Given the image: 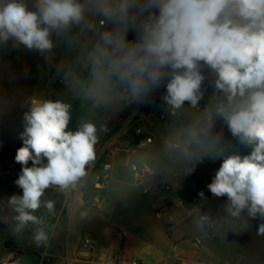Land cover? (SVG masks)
Segmentation results:
<instances>
[{
  "label": "clouds",
  "instance_id": "obj_1",
  "mask_svg": "<svg viewBox=\"0 0 264 264\" xmlns=\"http://www.w3.org/2000/svg\"><path fill=\"white\" fill-rule=\"evenodd\" d=\"M9 42L54 65L69 98L39 93L26 104L15 156L22 195L0 200V218L11 215L15 233L35 226L33 242L46 251L50 234L37 213L55 212L47 190L86 183L107 131L98 119L165 86L170 120L159 155L184 175L205 159L222 161L207 188L226 201L216 215L202 213L197 228L241 221L246 230L260 220L256 232L264 235V0H0V48ZM206 79L214 90L201 106ZM71 100L80 102L74 131ZM217 120L231 140L216 130ZM150 161L142 155L135 167Z\"/></svg>",
  "mask_w": 264,
  "mask_h": 264
},
{
  "label": "crops",
  "instance_id": "obj_2",
  "mask_svg": "<svg viewBox=\"0 0 264 264\" xmlns=\"http://www.w3.org/2000/svg\"><path fill=\"white\" fill-rule=\"evenodd\" d=\"M130 33L129 31L128 36ZM59 59L60 53L57 52V60ZM24 63L30 66L29 73L24 72L28 77L25 79L24 75L16 78L0 68V130L3 143L9 150L6 158L12 161H15L14 151L17 152L23 146L19 138L21 131L16 124L21 118L22 109L27 108L29 98L43 93L46 98L56 100L57 94L66 92V89L53 87L54 65H49L38 52L29 51L23 46L15 49L11 42L0 48V65ZM152 94L162 99L166 94L165 86H160ZM62 98L69 99L66 95H62ZM131 103L109 109L105 116L119 113L123 109L128 112ZM166 125L155 120L137 124L132 127V131L122 134L110 150L109 178L112 177L120 185H123V181L114 177L117 176L116 171L112 176L113 167H120L121 162L130 158L133 159L131 165L142 155L151 157V161L145 165L152 171L144 185L146 188H132L138 195L141 193L147 196L142 208L134 201L131 188H106L107 183L101 190L103 206L100 198V203L94 210L85 206L83 190L78 198L73 190H47V198L56 201L55 212L49 215L46 210L41 209L37 215L45 218L42 228L50 234L51 246L47 249L48 252L70 256L72 264H130L133 260L139 264H264V235L253 232L255 224L262 221L249 220L251 228L246 229L243 234L232 232L224 235L214 225L211 227V235H207L197 228L196 221L202 213L216 215L222 211L226 201V197H213L207 188L219 166L215 167L214 161L206 159V165L197 163L194 171L184 175L182 166L159 155L161 136H164ZM109 129L104 132L102 142ZM142 133H149L146 137H150L151 142L137 147L138 142L146 138L141 137ZM132 147L144 150L133 151ZM28 166H31L30 161ZM154 166L162 172L154 175ZM9 173L0 171V174L7 176L6 184L3 185L7 194L22 195V189L14 181L18 178ZM164 185L168 188H161ZM201 191L206 199L199 196ZM10 217L11 215L7 216L8 221ZM34 230L35 226L26 228L24 232L27 237L22 241L12 245L2 243L0 259L4 250L10 248L28 251L43 249L36 247L33 242ZM201 235L202 246L194 248L192 240ZM82 236L94 240L96 246L92 252L78 248ZM117 254L122 255V261H115ZM257 257L261 260L258 261Z\"/></svg>",
  "mask_w": 264,
  "mask_h": 264
},
{
  "label": "built area",
  "instance_id": "obj_3",
  "mask_svg": "<svg viewBox=\"0 0 264 264\" xmlns=\"http://www.w3.org/2000/svg\"><path fill=\"white\" fill-rule=\"evenodd\" d=\"M130 35L128 36L129 40L136 39V32L130 31ZM204 74L206 76L209 75V70H205ZM202 87L206 89L204 99H202L201 106H204L209 96L213 92V87L210 85L209 80H205ZM167 106L164 104L163 99L157 98L155 95L151 94L149 98L143 100L140 103L132 102L129 105L128 112L125 116L119 119L120 124L117 126V128L112 129L110 128L106 134V138H104L101 149L98 155V158L103 157V165L100 168V171L95 176V179L92 183L93 190L95 191H101L105 182L109 179L110 171H111V163L109 161L110 159V151H108L109 148H111L116 140L127 130L132 128L133 126L143 123V122H151L152 120H155L157 123L166 125L170 117L166 111ZM217 124L221 127L227 128L226 125L222 123V121L217 120ZM151 138L146 137L143 141L138 142L137 147L142 146L144 143H150ZM206 159L203 162H200L198 164L200 165H206ZM20 165V164H19ZM16 162L9 161L8 159H5L2 164L1 168L10 169L19 166ZM130 173L132 175L133 181L136 185L141 186L143 182L146 180L147 177H149L152 174V171L149 167L143 166L140 168L135 167V164L130 165ZM11 173H17V169H14ZM18 174V173H17ZM53 192H59L56 189H50ZM82 188H78L73 190L75 193L76 198H78L80 195H82ZM144 193H147L146 190H144ZM92 203L96 206L100 203V196L98 193L93 195ZM42 216V215H41ZM43 217V216H42ZM44 223L41 225L43 227L45 225V218ZM208 229V228H206ZM211 229V227L209 228ZM203 234H206L205 230H202ZM192 246L194 248L199 249L202 246V240L197 237L194 238L191 242ZM95 242L92 238L88 236H82L78 242V248L86 250L88 252H92L95 249ZM175 245L173 246V249H175ZM30 256L31 260H29L28 264H72V259L70 256H60L54 253H50L45 249H40L36 251H28V250H21V249H15L10 248L6 249L3 252V255L0 259V264H22L21 261L23 259V256ZM116 262L122 261V255L117 254L114 257ZM130 264H139L136 260H133L130 262Z\"/></svg>",
  "mask_w": 264,
  "mask_h": 264
},
{
  "label": "rangeland",
  "instance_id": "obj_4",
  "mask_svg": "<svg viewBox=\"0 0 264 264\" xmlns=\"http://www.w3.org/2000/svg\"><path fill=\"white\" fill-rule=\"evenodd\" d=\"M29 67L30 66L26 65L25 63L24 64H5V65H0V68L3 69V72H6L9 75H14L16 78H19L20 76L23 77V75H24V77H23L24 79L28 78L24 74V72L28 71V73H29V71H30ZM53 68H54L53 69V75H54L53 83L55 84L53 87L54 88H58L59 90L66 89L65 84L62 82L61 77L59 75H57V73H56L55 66ZM59 96H61V97H59ZM55 99H64V98H62V94H59V95L57 94ZM64 100L68 101L69 99H64ZM200 104H202V101H200ZM26 110H27V108H23L22 109L23 112L21 114V118L19 119V121L16 124V125L19 126L21 132L23 131V113ZM123 110L121 112H119V113H114V114H110V115H106L105 116L106 111H108V110H106L103 113V115L98 119L97 122L99 124L106 125L107 129L108 128L115 129L120 124L119 119L127 114L126 109H123ZM131 129L132 128H130L129 131H132ZM221 129H223L225 137L231 140L232 137H231L230 132H228L227 128H224V127H221L219 125H216V130L217 131H219ZM123 134H125V133H123ZM103 135H104V132L100 133V140H99V143L97 145V149L99 148L100 144L102 145V140L101 139H102ZM141 135L140 136L142 138H144V137H146V135H149V133H142ZM161 137H163V136H161ZM101 145H100V148L97 150V160H96L95 164L88 170V176L86 178V183L84 184V186L80 187L85 192V194L83 195V198H84V201H85V206L90 208L91 210H94L95 206H96V205H94L92 203L93 195H95L96 193L99 194V196L101 198V205L103 206L102 197H101L102 191H95V190L92 189L93 188L92 183H93V181L95 179V176L98 174V172L100 171V168L103 165V157L98 158V155H99V152H100V149H101ZM111 149H112V147L109 148L108 151H110ZM141 149L142 148L132 147L133 151H143L144 150V149L143 150H141ZM13 155H16L15 151H14ZM9 161H12V160H9ZM132 161H133V159L130 158L127 161L125 160L124 162H121L120 163V167H116V168L113 167V169H112V176L115 175V171H116L117 176L115 175L114 177H116L117 179L122 180L123 181V185H120V184L116 183V181H114L112 179V177H111L105 182V184L107 183L106 184V186H107L106 188H131V189L132 188H146L144 185H145L148 177L146 178V180L143 182V184L141 186H136L135 187V185H134L135 182L133 181L132 175L129 172V166H130V163H132ZM13 162H15V161H13ZM221 162H222L221 160L217 159V160L214 161L213 165L215 167L216 166L220 167ZM30 163H31V161H30ZM17 164L19 165V163H17ZM4 169L5 168L3 167L1 170L4 171ZM9 174H13L14 178H18V174L17 173H9ZM6 180H7V176L3 175V174H0V200H6L8 197H10L7 194L6 189L3 186V185L6 184ZM152 188H154V187H152ZM161 188H168V186L164 185ZM136 190L139 191L138 189H136ZM131 193H133V195H134V198H133L134 201L139 205L140 208H142L144 203L147 201V196L144 195V194L142 195L141 193H139V195H138L137 192L134 189L131 190ZM8 219H9V221L7 220V217L6 218H0V246L4 242L8 243L9 245L10 244L12 245L14 242L22 241L24 238L27 237V235L25 234L26 232H23L22 234L15 233L12 230V226L14 224V221L12 220L11 217L8 218ZM258 226H259V224H255V226L253 228V232H256ZM216 227H217V231L220 230L224 235H229V233H232V231H236V232H239L240 234H243L244 231H245L242 228V224H235V225L232 226V229L221 228V227H218V226H216ZM248 229H250V228H248ZM230 230H232V231H230ZM199 238L203 239V236L201 235V236H199ZM29 260H31V257L25 255V256H23V259H22L21 263L22 264H28ZM257 260L260 261L261 259L257 257ZM262 262H264V261H262Z\"/></svg>",
  "mask_w": 264,
  "mask_h": 264
},
{
  "label": "trees",
  "instance_id": "obj_5",
  "mask_svg": "<svg viewBox=\"0 0 264 264\" xmlns=\"http://www.w3.org/2000/svg\"><path fill=\"white\" fill-rule=\"evenodd\" d=\"M70 102L73 104V119H72V121H70L69 130L74 131L76 129V126H77V118H78V115L80 112V102H79V100H71ZM8 152H9V150L6 148V146L3 143V135H2V132L0 130V171H2V172H7V171L13 172L14 169H17V173L19 174L21 172V168H22L21 165L14 167L13 169L10 168V169H4V171L1 170L2 169L1 164L5 159H7L6 156H7ZM204 230H205L207 235H211V229L208 228V229H204Z\"/></svg>",
  "mask_w": 264,
  "mask_h": 264
}]
</instances>
